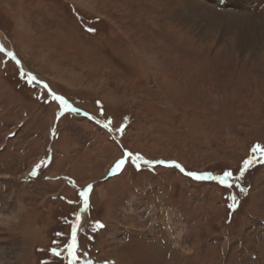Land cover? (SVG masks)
Listing matches in <instances>:
<instances>
[{
	"label": "rangeland",
	"instance_id": "rangeland-1",
	"mask_svg": "<svg viewBox=\"0 0 264 264\" xmlns=\"http://www.w3.org/2000/svg\"><path fill=\"white\" fill-rule=\"evenodd\" d=\"M188 1L215 11L210 33L178 18ZM256 2L0 0V264H70L73 227V264H264Z\"/></svg>",
	"mask_w": 264,
	"mask_h": 264
},
{
	"label": "bare ground",
	"instance_id": "bare-ground-1",
	"mask_svg": "<svg viewBox=\"0 0 264 264\" xmlns=\"http://www.w3.org/2000/svg\"><path fill=\"white\" fill-rule=\"evenodd\" d=\"M234 1H237V0H213V2L218 3L217 6L215 7L217 9L221 8L222 6H226L230 2H234ZM256 1H258V2H256ZM253 2H256V4H258L260 2V9H262V7L264 6V3H261V2H264V0H260V1L259 0H251V1L246 0V3H253ZM187 3H188V5H183V4L177 3L179 6L178 12L180 13L178 18L181 20H185L184 23L191 24L193 29H197L198 31H201V32L204 31L206 33H210L211 30L213 29V25L215 23L219 22L215 18V15H213V13L215 11H213L209 8H204L203 7L204 5L202 3H199V2L188 1ZM256 4H254V5L250 4L247 8H250V11L254 12V10L257 9L256 7L259 8V6H257ZM263 11H264V9H263ZM194 16H200V18L195 19ZM222 28H221V30H222ZM230 29L231 28L229 26H227V30H226V25L224 24L223 32L219 33L220 37H222L223 40H225L226 42L228 41L231 44V46L236 42V43L240 44V46L242 48H244L245 50H247V49L251 50V51L255 50L256 46L254 45V38H255L254 35H252V37H251V35H248V34H241L243 37H245L247 39H252L251 41L246 40V39L235 40L236 38L234 39L233 34L230 33ZM145 57H146L145 55H142L143 59H145ZM71 76L73 77V79H75V77L73 75H71ZM79 216H81V215L79 214Z\"/></svg>",
	"mask_w": 264,
	"mask_h": 264
},
{
	"label": "snow or ice",
	"instance_id": "snow-or-ice-1",
	"mask_svg": "<svg viewBox=\"0 0 264 264\" xmlns=\"http://www.w3.org/2000/svg\"><path fill=\"white\" fill-rule=\"evenodd\" d=\"M9 55L11 56L13 54L9 53ZM54 99L59 100L62 104H65V105L67 104V101L63 97L54 96ZM122 130H123L122 128L116 129V131H122ZM253 151L261 152V154L264 155V149H262L259 144H256L254 146ZM124 162H125L124 159H121L120 161H118L116 163L115 167L117 169H119L121 167V165L124 164ZM145 163H152V162L151 161H145ZM160 163H165V162L164 161H160ZM249 163H250L249 160H245L244 161L245 166H247ZM176 166L180 167L179 165H176ZM37 167H39V165H37ZM181 171H183V168H181ZM34 173H35V170H34ZM188 175L196 176L197 178H202L201 176L197 175L196 173L189 172ZM231 175H232L231 172H225L223 176L217 177V179H219L221 183H225L227 181L228 177H230ZM91 189H92V186L88 185L85 190L80 192V196L83 199V207L85 209H87V207L89 206V193H90ZM232 199H235V197H232ZM100 226L102 227L103 225H100ZM68 248L70 250L69 251V255L71 257L70 264H73V262L77 260V255H76V252H77V237H76V228L75 227L72 228L71 243L68 245ZM52 251H53V253L55 255H57V256L59 255V252H57L56 249H52Z\"/></svg>",
	"mask_w": 264,
	"mask_h": 264
},
{
	"label": "crops",
	"instance_id": "crops-1",
	"mask_svg": "<svg viewBox=\"0 0 264 264\" xmlns=\"http://www.w3.org/2000/svg\"><path fill=\"white\" fill-rule=\"evenodd\" d=\"M58 13V12H57ZM34 15H30V17L29 16H27V17H25V16H23L22 14H18V18H17V24H16V26H17V29H19V33H20V30H21V32H22V35H23V37L25 38V40H29L30 39V41H32L33 40V44H36V42L38 41V33H36L33 29H38V28H40L39 26H41V25H39L38 23V17H33ZM42 16V15H41ZM19 20H22V25H21V27L19 26L20 24H19ZM31 24L33 25V27H31ZM36 25L38 26V28H36ZM44 24L42 23V26H43ZM26 26V27H25ZM52 27V25L51 24H49V25H45V26H43L41 29H45V31L46 32H48L49 31V29H52L51 28ZM39 32L40 33H42L43 31H40L39 30ZM16 37V36H15ZM24 39H23V41H25ZM36 41V42H35ZM48 43H51L52 44V46L53 47H55L56 48V52L54 53V55H55V57H57V56H64L65 55V53L63 54H58V50H57V46L53 43V42H48ZM26 45H28V44H26ZM29 46V45H28ZM32 46V45H31ZM46 46V45H45ZM29 50V49H28ZM36 52H34V54H36L35 56L37 57V56H39V53H37V49L35 50ZM52 52V51H51ZM44 53H46L47 54V52H44ZM46 54H43V56L44 55H46ZM44 61V60H43ZM92 117V116H91ZM96 120V119H95ZM172 232V231H171ZM178 232H180V230H178V231H176V232H174L173 233V235L172 236H177V233Z\"/></svg>",
	"mask_w": 264,
	"mask_h": 264
},
{
	"label": "trees",
	"instance_id": "trees-1",
	"mask_svg": "<svg viewBox=\"0 0 264 264\" xmlns=\"http://www.w3.org/2000/svg\"><path fill=\"white\" fill-rule=\"evenodd\" d=\"M60 235H61V234H60ZM65 238H66L65 242H67V240H68V235H67Z\"/></svg>",
	"mask_w": 264,
	"mask_h": 264
},
{
	"label": "built area",
	"instance_id": "built-area-1",
	"mask_svg": "<svg viewBox=\"0 0 264 264\" xmlns=\"http://www.w3.org/2000/svg\"><path fill=\"white\" fill-rule=\"evenodd\" d=\"M168 227V226H167ZM171 229V228H170ZM171 231H172V229H171Z\"/></svg>",
	"mask_w": 264,
	"mask_h": 264
},
{
	"label": "water",
	"instance_id": "water-1",
	"mask_svg": "<svg viewBox=\"0 0 264 264\" xmlns=\"http://www.w3.org/2000/svg\"><path fill=\"white\" fill-rule=\"evenodd\" d=\"M80 213V212H79ZM79 215V214H78ZM76 225V224H75Z\"/></svg>",
	"mask_w": 264,
	"mask_h": 264
}]
</instances>
